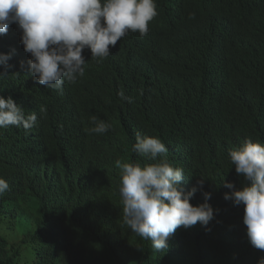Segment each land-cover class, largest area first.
Segmentation results:
<instances>
[{
    "label": "clouds",
    "instance_id": "obj_1",
    "mask_svg": "<svg viewBox=\"0 0 264 264\" xmlns=\"http://www.w3.org/2000/svg\"><path fill=\"white\" fill-rule=\"evenodd\" d=\"M157 14L155 0H0V253L16 264H151L149 248L163 253L178 228L216 219L211 195L223 185L264 264V142L234 133L244 105L206 142L245 183L222 177L207 192L190 178L196 116L179 120L168 104L177 82L158 87L144 73L123 86L116 72L112 98L93 97L97 117L77 102L84 50L102 61Z\"/></svg>",
    "mask_w": 264,
    "mask_h": 264
},
{
    "label": "trees",
    "instance_id": "obj_2",
    "mask_svg": "<svg viewBox=\"0 0 264 264\" xmlns=\"http://www.w3.org/2000/svg\"><path fill=\"white\" fill-rule=\"evenodd\" d=\"M155 3L158 14L146 36L130 31L102 61L93 60L90 50H84L85 74L73 84L77 102L88 120L96 116L93 97L112 98L116 72L126 79L123 86L144 73L158 87L177 82L180 94L168 102L171 112L179 120L196 116L192 130L198 152L189 165L191 181L196 184L204 178L207 192L219 188L222 177L240 188L243 175L235 173L224 158H217L206 141L217 139L231 122L234 108L244 105L247 118L234 133L264 142V0ZM231 191L223 185L211 195L217 211L207 228H178L165 252L149 248L147 262L198 264L196 247L211 237L205 264H256L258 254L243 242L247 237L244 206L224 199ZM196 195L201 199L203 193L198 190ZM0 264H16V259L0 253Z\"/></svg>",
    "mask_w": 264,
    "mask_h": 264
}]
</instances>
